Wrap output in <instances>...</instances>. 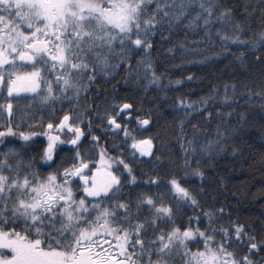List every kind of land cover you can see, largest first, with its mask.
Returning a JSON list of instances; mask_svg holds the SVG:
<instances>
[{
	"label": "snow or ice",
	"instance_id": "snow-or-ice-1",
	"mask_svg": "<svg viewBox=\"0 0 264 264\" xmlns=\"http://www.w3.org/2000/svg\"><path fill=\"white\" fill-rule=\"evenodd\" d=\"M184 19L199 21L208 36L219 24L215 31L224 44L264 46V29L241 39V22L219 0H0V264H264V224L260 239L236 220L218 226L220 216L231 214L202 209L187 186L189 177H203L192 166L191 138L187 148L181 145L178 169L161 164L162 171L153 167L138 177L123 150L110 145V152L91 134L92 121L105 124L104 134H121L136 160L153 151L151 139H137L148 116L134 117L130 128L121 123L133 119L126 101L92 117L71 103L87 89L93 70L115 67L141 50L137 69L158 83L153 35ZM22 93L53 114L45 121L18 103L14 109ZM61 102L71 110L52 107ZM223 135L217 128L201 152L213 150Z\"/></svg>",
	"mask_w": 264,
	"mask_h": 264
},
{
	"label": "trees",
	"instance_id": "trees-1",
	"mask_svg": "<svg viewBox=\"0 0 264 264\" xmlns=\"http://www.w3.org/2000/svg\"><path fill=\"white\" fill-rule=\"evenodd\" d=\"M219 3L230 7L234 19L241 22V39L255 37L264 29V0H219ZM219 26L214 23L208 36L199 21L190 25L184 19L171 28L162 25L153 35L150 51L152 71L160 77L158 83L149 82L142 66L137 69L136 57L142 54L141 50L133 52L127 62L118 60L117 68L93 70V80L87 89L81 90L80 99L71 103L78 105L86 117H92L113 101H126L132 105L133 119L121 123H128L130 128L136 123L134 117L148 116L149 125L141 127L137 139H151L153 151L151 158L136 160L129 158L121 134L115 130L104 134L101 129L105 124L99 119L92 121L91 134L99 137L110 152L113 150L110 145L117 147V153L123 150L126 162L138 177L153 167L160 171L178 169L184 158L181 145L187 148L191 138L196 148L192 166H199L203 177H189L187 186L198 194L201 208H223L231 215L220 216L218 226L227 227L229 221L236 220L251 225L260 239L264 224V46L253 49L244 44H224L215 31ZM222 48L228 51L222 53ZM226 83L230 85L228 100L223 99ZM17 103L37 117L42 115L45 121L53 114L48 108L36 107L31 95L13 99L14 109ZM86 106L92 111H87ZM52 107L71 110L67 102ZM85 127L82 123L81 128ZM217 128L224 133L223 137L213 150L201 152V145H207L209 137L216 138ZM86 149L87 142L81 150Z\"/></svg>",
	"mask_w": 264,
	"mask_h": 264
},
{
	"label": "rangeland",
	"instance_id": "rangeland-1",
	"mask_svg": "<svg viewBox=\"0 0 264 264\" xmlns=\"http://www.w3.org/2000/svg\"><path fill=\"white\" fill-rule=\"evenodd\" d=\"M117 61H118V60H116V61H115V65H116V66H118V63H117ZM110 63H111V62H110ZM116 66H115V67H113V68H117ZM107 68L109 69V67H107ZM4 91L6 92V89H5ZM13 95L15 96V94H13ZM20 95H27V94H23V93H22V94H20Z\"/></svg>",
	"mask_w": 264,
	"mask_h": 264
}]
</instances>
